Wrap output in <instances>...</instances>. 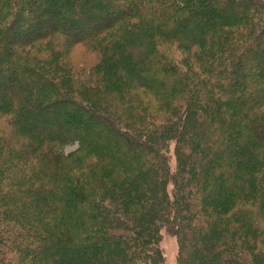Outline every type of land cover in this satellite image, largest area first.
I'll return each mask as SVG.
<instances>
[{
	"label": "trees",
	"instance_id": "obj_1",
	"mask_svg": "<svg viewBox=\"0 0 264 264\" xmlns=\"http://www.w3.org/2000/svg\"><path fill=\"white\" fill-rule=\"evenodd\" d=\"M166 228L264 264V0H0V264H164Z\"/></svg>",
	"mask_w": 264,
	"mask_h": 264
},
{
	"label": "rangeland",
	"instance_id": "obj_2",
	"mask_svg": "<svg viewBox=\"0 0 264 264\" xmlns=\"http://www.w3.org/2000/svg\"><path fill=\"white\" fill-rule=\"evenodd\" d=\"M98 1V0H95ZM34 10H39L38 5L34 4L33 6ZM48 17L43 15V19L45 20V22H48ZM47 19V20H46ZM47 24V23H46ZM48 25V24H47ZM13 32V34L16 33V29L13 28V30L11 31ZM70 58L73 59L76 62H80L79 64L81 65H85V66H93L95 64L98 63V61H100V59L102 60L104 55L103 54H99L97 52H93L91 49L86 48L85 46H83L82 44H77L73 50L70 51L69 53ZM122 70L120 69V67L115 66L109 70V75L115 76V78H120L121 80H123L121 78L120 72ZM124 81V80H123ZM126 81V80H125ZM127 82V88L131 89L130 92V96L133 98V101L135 102L136 106L138 107L137 109H139L142 112L151 114L154 117H157L158 119H160L156 114V109L157 107L161 108L160 103L152 98L150 95H148L144 90H142V88L138 87L135 85L134 82L130 83V81H126ZM164 110V108H162ZM77 148V145H73V146H68L66 148V152H72ZM170 166L171 169L174 170V168L176 167V153H175V144L174 142H171L170 145ZM169 189H172L173 185H172V181H169ZM174 189V188H173ZM144 201L146 202L147 200L144 199ZM143 201V202H144ZM132 207H135V202H132L131 205ZM118 206H115V209L118 211ZM179 241H178V236L175 233H172L168 230V228H166V230H163V237L160 241V247L161 250L163 252V256H164V264H178V253H179Z\"/></svg>",
	"mask_w": 264,
	"mask_h": 264
}]
</instances>
